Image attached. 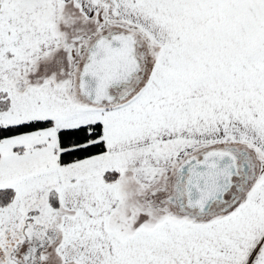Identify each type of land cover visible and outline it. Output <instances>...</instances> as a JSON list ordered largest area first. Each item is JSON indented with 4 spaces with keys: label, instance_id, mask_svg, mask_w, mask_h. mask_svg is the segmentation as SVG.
I'll use <instances>...</instances> for the list:
<instances>
[{
    "label": "snow or ice",
    "instance_id": "6c2138e0",
    "mask_svg": "<svg viewBox=\"0 0 264 264\" xmlns=\"http://www.w3.org/2000/svg\"><path fill=\"white\" fill-rule=\"evenodd\" d=\"M0 264H264V0H0Z\"/></svg>",
    "mask_w": 264,
    "mask_h": 264
}]
</instances>
